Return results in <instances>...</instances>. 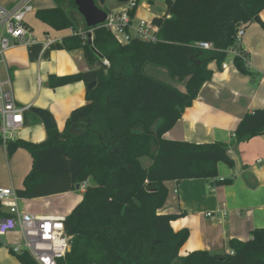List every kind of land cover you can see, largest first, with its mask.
Returning <instances> with one entry per match:
<instances>
[{"label":"trees","instance_id":"16d2710c","mask_svg":"<svg viewBox=\"0 0 264 264\" xmlns=\"http://www.w3.org/2000/svg\"><path fill=\"white\" fill-rule=\"evenodd\" d=\"M53 1L54 7L38 9L35 16L55 31L74 30L59 47L83 49L95 85L86 88V104L71 112L62 132L47 131L40 143L15 140L5 147L9 156L23 149L32 159L23 188L16 191L19 198L75 192L93 182L65 218L71 250L59 264H264V228L253 230L247 241L230 240L229 253L194 251L180 257L189 233L171 228L178 215L158 213L168 194L165 182L216 180L219 163L232 165L225 143L168 141L163 135L211 80L208 65L221 67L228 59L237 29L254 22L264 0H165V15L152 20L159 41L132 39L124 45L104 28L95 29L91 41L88 32L82 39L61 7L63 0ZM199 42L213 49L196 47ZM233 61L240 73H249L239 57ZM145 66L164 69L184 90L147 75ZM76 81H84V74L51 76L49 85ZM263 133L264 111L255 110L239 122L234 142ZM143 157L151 160L148 168L140 164ZM229 182L216 180L217 185ZM10 252L20 264H37L27 253Z\"/></svg>","mask_w":264,"mask_h":264},{"label":"crops","instance_id":"0c3cea01","mask_svg":"<svg viewBox=\"0 0 264 264\" xmlns=\"http://www.w3.org/2000/svg\"><path fill=\"white\" fill-rule=\"evenodd\" d=\"M13 1L8 0L7 4L11 5ZM54 6L55 2L44 8ZM141 7L147 13L150 12L145 3ZM38 9L42 8L35 7V12ZM139 15L135 11L134 19H145L139 18ZM155 17L159 16L153 15L145 20L152 21ZM258 17L264 23V9ZM47 28L45 37L34 34L38 43L13 48L6 55L15 99L19 106L29 107L24 113V126L15 140L40 143L46 139L47 130L30 111L31 108L48 111L55 121L56 129L62 132L71 112L86 104L85 80L50 87L51 76L85 74L93 72V68L88 65L83 49L59 47L62 38L72 35L74 30L55 31ZM87 30L84 26L76 32L80 34ZM244 31L240 48L247 55L246 69L249 73H240L234 65L223 71L215 62L210 63L208 69L212 72L211 80L203 84L192 105L163 135V139L168 141L225 143L227 154L232 160L231 166L225 163L217 165L216 180H229L228 184L217 185L215 179L165 182L168 194L158 213L178 215L171 221V228L175 232L186 229L189 233L179 250L180 257L194 251L229 253L230 240L247 241L253 230L264 228V133L239 143L234 142V132L244 115L255 110L264 111V29L257 22H250L245 24ZM46 39L55 42L44 49ZM154 68L145 66L144 72L156 79L161 72ZM161 76L164 79L163 73ZM166 83L184 90L183 83L172 80ZM140 164L148 168L151 160L143 157ZM31 165L32 159L27 151L18 149L9 156L6 147L0 144V188H10L15 193L21 190ZM84 184L90 186L93 182L89 179ZM83 192L79 187L75 192L34 199L19 198V208L37 216L66 217L82 200ZM56 199L64 200V208L54 204ZM17 236H7L9 242L4 246L9 252V244ZM0 264H11L10 259L1 255Z\"/></svg>","mask_w":264,"mask_h":264},{"label":"built area","instance_id":"2783aa9c","mask_svg":"<svg viewBox=\"0 0 264 264\" xmlns=\"http://www.w3.org/2000/svg\"><path fill=\"white\" fill-rule=\"evenodd\" d=\"M7 2L8 0H0V144L3 146L16 139V135L24 126V113L29 110L27 106H19L15 99L6 65V55L13 48L38 43L26 20L29 14L35 12L34 0H14L11 5ZM137 8L136 0H129L117 8L106 11L104 23L86 31L90 34V41L95 29L104 28L120 45L132 39L157 43L159 27L153 21L135 20L131 12ZM244 28L245 24H241L237 29L236 45L226 50L228 59L222 63L221 70L225 71L229 66H233L234 57H239L245 68L248 66L247 55L240 48ZM86 32L78 35L85 39ZM54 42L46 39L43 48H49ZM195 46L204 50L213 49L209 42H199ZM102 64L109 67V62L105 58L102 59ZM85 187V184L81 185L80 189L85 190ZM19 200L14 190L0 188V208L6 213V216L0 217V240L11 234L18 235L15 241L9 244L14 254L27 253L37 264H59L71 250L72 236L67 234L64 226L66 217L25 213L19 208ZM207 216H210V213H207Z\"/></svg>","mask_w":264,"mask_h":264},{"label":"rangeland","instance_id":"374dc122","mask_svg":"<svg viewBox=\"0 0 264 264\" xmlns=\"http://www.w3.org/2000/svg\"><path fill=\"white\" fill-rule=\"evenodd\" d=\"M53 3H54L53 0H38L33 5L35 7L38 6L40 8H44V7H48V6L53 5ZM142 3H145L149 7V9H150L149 13H147L146 10L141 7ZM119 6H120V4L117 3L116 0H105V3L102 6V8L105 11H109L110 9H114V8L119 7ZM61 7L65 11V13L69 17V19L71 20L73 27L76 30H81L84 27L83 21H82L81 16L78 14L76 9L74 8V5L71 4L69 0H63L61 2ZM138 13H140V15L138 16L139 18H145V19H150L153 15L163 17L166 13L165 0H140L138 2V8L136 10V14H138ZM27 21H28L29 25L31 26V28L33 29L35 35H41L42 37H45L48 34V33H46L48 31L47 26L36 18L35 13H33L32 15H29L27 18ZM49 35L51 36L52 34L49 33ZM154 69H157L159 72L164 74V79H161V77H162L161 73H160L159 77H156V79L162 80L163 82H170L171 81L167 72L164 69L163 70H162V68H154ZM17 135H16V137H17ZM54 204L60 206L61 208H64V200H62V199L54 200ZM8 240H9V238H7V237L1 238V240H0V243L2 245L0 247V258L2 255L4 258L8 257L10 259L11 264H19L16 257L9 252L7 247L4 246L9 242ZM1 249L4 252H2Z\"/></svg>","mask_w":264,"mask_h":264},{"label":"water","instance_id":"95a60500","mask_svg":"<svg viewBox=\"0 0 264 264\" xmlns=\"http://www.w3.org/2000/svg\"><path fill=\"white\" fill-rule=\"evenodd\" d=\"M74 7L81 16L86 29L95 28L104 23L107 12L102 8L105 0H72ZM129 0H116L119 4H124ZM254 22H259V17L254 18ZM96 54L97 51H95ZM84 80L86 88L90 89L95 85V72L85 73ZM34 113L43 123L47 131L56 129L55 121L52 115L45 110L31 108ZM79 188V186H77Z\"/></svg>","mask_w":264,"mask_h":264}]
</instances>
